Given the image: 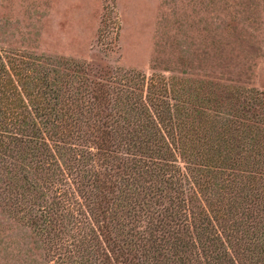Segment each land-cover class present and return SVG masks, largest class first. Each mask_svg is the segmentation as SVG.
Returning <instances> with one entry per match:
<instances>
[{
	"label": "trees",
	"instance_id": "obj_1",
	"mask_svg": "<svg viewBox=\"0 0 264 264\" xmlns=\"http://www.w3.org/2000/svg\"><path fill=\"white\" fill-rule=\"evenodd\" d=\"M0 50V206L49 264H264V89Z\"/></svg>",
	"mask_w": 264,
	"mask_h": 264
},
{
	"label": "rangeland",
	"instance_id": "obj_2",
	"mask_svg": "<svg viewBox=\"0 0 264 264\" xmlns=\"http://www.w3.org/2000/svg\"><path fill=\"white\" fill-rule=\"evenodd\" d=\"M264 89V0H0V50ZM35 232L0 206V264H49Z\"/></svg>",
	"mask_w": 264,
	"mask_h": 264
}]
</instances>
